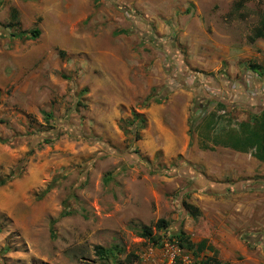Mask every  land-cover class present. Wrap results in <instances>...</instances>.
<instances>
[{"label":"rangeland","instance_id":"rangeland-1","mask_svg":"<svg viewBox=\"0 0 264 264\" xmlns=\"http://www.w3.org/2000/svg\"><path fill=\"white\" fill-rule=\"evenodd\" d=\"M235 1L0 0V264H264V167L189 140L200 107L264 110Z\"/></svg>","mask_w":264,"mask_h":264},{"label":"crops","instance_id":"crops-1","mask_svg":"<svg viewBox=\"0 0 264 264\" xmlns=\"http://www.w3.org/2000/svg\"><path fill=\"white\" fill-rule=\"evenodd\" d=\"M249 5H255L252 14L256 17V20L255 25L251 27L249 33L246 35V40H244L246 47L241 49L244 51L256 46L257 49L261 48L264 51V36L254 39V35L264 17V0H237L232 5L231 10L236 11L234 12L235 21L244 23L247 22L249 15L243 11V8ZM229 13L231 12L227 14ZM235 57H239V55L234 53ZM263 65L264 62L259 65L249 64V67L254 68L258 66L259 69L257 71L264 73L262 70ZM235 71H237L236 67H234V73ZM213 104H209L208 106H212ZM224 108L221 104H214V109L211 110L210 108L211 112L209 111L207 114L205 108L200 107L199 111H203L204 115L207 114L201 122L198 119L201 118L199 117L201 115L200 112L196 114V110L195 112L193 111L192 117H195L197 121L196 125L192 128V134L189 138L192 155L202 153L207 157H211V154H217V161H214L219 164L224 156L234 155V168H238L236 160L238 157L244 160L246 158L250 159L251 164L256 167H264V110L259 111L257 114L247 113L243 115L237 111L226 113ZM203 242L205 243V241ZM205 247L206 249L216 251L218 259V251L216 249L210 246ZM204 251L210 254L207 250ZM218 260L223 264H228L227 262H222L220 259Z\"/></svg>","mask_w":264,"mask_h":264},{"label":"trees","instance_id":"trees-1","mask_svg":"<svg viewBox=\"0 0 264 264\" xmlns=\"http://www.w3.org/2000/svg\"><path fill=\"white\" fill-rule=\"evenodd\" d=\"M235 8V7H234ZM10 18L12 21H17V12L15 9H12L10 12ZM40 36V31L39 29H33L30 31H21L17 34L11 35L12 38H16L21 41H34L38 39ZM264 36V17L262 19V22H260L259 29L256 31L254 35V39ZM253 39V40H254ZM259 67L256 66L252 68V70L256 71L258 70ZM262 70L264 72V65L262 66ZM264 115V113H263ZM185 207L191 212V213H196L197 209H195L193 206H190L189 204H185ZM152 228H154L156 231H162L167 228V222L164 219H158L153 226H144L141 228V232L139 233L140 238L146 240L149 242L152 246L154 247H162V239L163 237H157L153 236ZM183 237H179V248H183V245H181L180 242H182ZM204 250H207L208 252L212 253V257L206 259L205 264H223L217 259V252L214 250L206 249L205 243L203 241L199 242L195 246V251L196 252H202ZM119 252V250H116ZM98 256L101 258H107L108 256H111L112 252L111 251H105L104 249H98ZM136 257L133 256L132 254H127L124 258V263L127 264H132V259H135Z\"/></svg>","mask_w":264,"mask_h":264},{"label":"built area","instance_id":"built-area-1","mask_svg":"<svg viewBox=\"0 0 264 264\" xmlns=\"http://www.w3.org/2000/svg\"><path fill=\"white\" fill-rule=\"evenodd\" d=\"M183 263H184V260H183Z\"/></svg>","mask_w":264,"mask_h":264}]
</instances>
